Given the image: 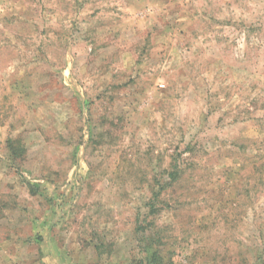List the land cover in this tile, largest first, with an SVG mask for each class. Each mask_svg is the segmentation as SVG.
Wrapping results in <instances>:
<instances>
[{"label": "rangeland", "instance_id": "374dc122", "mask_svg": "<svg viewBox=\"0 0 264 264\" xmlns=\"http://www.w3.org/2000/svg\"><path fill=\"white\" fill-rule=\"evenodd\" d=\"M0 264H264V0H0Z\"/></svg>", "mask_w": 264, "mask_h": 264}, {"label": "trees", "instance_id": "16d2710c", "mask_svg": "<svg viewBox=\"0 0 264 264\" xmlns=\"http://www.w3.org/2000/svg\"><path fill=\"white\" fill-rule=\"evenodd\" d=\"M12 154H13V156H15V151L14 150L12 151Z\"/></svg>", "mask_w": 264, "mask_h": 264}]
</instances>
